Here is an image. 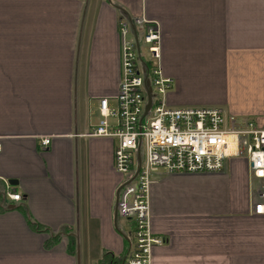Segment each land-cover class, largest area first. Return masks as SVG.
Instances as JSON below:
<instances>
[{"label":"crops","instance_id":"1","mask_svg":"<svg viewBox=\"0 0 264 264\" xmlns=\"http://www.w3.org/2000/svg\"><path fill=\"white\" fill-rule=\"evenodd\" d=\"M133 15L161 25L169 105L220 106L264 127V0H0V264L126 255L116 142L86 133L101 120L99 99L117 92L118 19ZM153 179L152 229L165 238L153 264H264L261 181L245 157Z\"/></svg>","mask_w":264,"mask_h":264},{"label":"built area","instance_id":"2","mask_svg":"<svg viewBox=\"0 0 264 264\" xmlns=\"http://www.w3.org/2000/svg\"><path fill=\"white\" fill-rule=\"evenodd\" d=\"M118 33L121 77L117 92L112 101L106 96L99 99L101 120L86 135L116 142L114 168L124 177L117 192V213L132 224L130 246L119 264H153L154 248L165 243L152 229L153 173H216L224 169L228 158L244 156L250 175L261 181L253 212L263 214L264 127L253 120L230 118L220 106L169 105L174 80L161 65L160 23L145 15L120 17ZM149 97L151 106L146 110ZM50 142L44 137L42 148ZM6 196L16 202L23 199L10 185Z\"/></svg>","mask_w":264,"mask_h":264},{"label":"trees","instance_id":"3","mask_svg":"<svg viewBox=\"0 0 264 264\" xmlns=\"http://www.w3.org/2000/svg\"><path fill=\"white\" fill-rule=\"evenodd\" d=\"M59 235H54L53 237L55 239H59L61 238V235H65L64 231L61 230V232H59ZM122 261V257L120 258H115L113 256H111L109 253H104L101 257V259L99 260V264H119Z\"/></svg>","mask_w":264,"mask_h":264},{"label":"water","instance_id":"4","mask_svg":"<svg viewBox=\"0 0 264 264\" xmlns=\"http://www.w3.org/2000/svg\"><path fill=\"white\" fill-rule=\"evenodd\" d=\"M150 106H151V97H149V102H148V105H147L146 110H149ZM146 113H147V112H146ZM140 159H141V157H140ZM9 184H17V182L9 181ZM115 216H116V217L118 216V213H117V212H116V215H115Z\"/></svg>","mask_w":264,"mask_h":264},{"label":"bare ground","instance_id":"5","mask_svg":"<svg viewBox=\"0 0 264 264\" xmlns=\"http://www.w3.org/2000/svg\"><path fill=\"white\" fill-rule=\"evenodd\" d=\"M233 136H230L229 137V141H231V145H230V148H231V150H234L235 149V144H234V142H233Z\"/></svg>","mask_w":264,"mask_h":264},{"label":"rangeland","instance_id":"6","mask_svg":"<svg viewBox=\"0 0 264 264\" xmlns=\"http://www.w3.org/2000/svg\"><path fill=\"white\" fill-rule=\"evenodd\" d=\"M241 157H244V156H240V158H241ZM231 158H233V157H231ZM93 253H94V252H93Z\"/></svg>","mask_w":264,"mask_h":264}]
</instances>
